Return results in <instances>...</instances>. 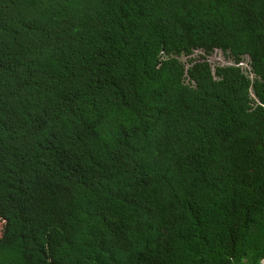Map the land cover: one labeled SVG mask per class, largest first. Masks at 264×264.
<instances>
[{"label": "trees", "instance_id": "1", "mask_svg": "<svg viewBox=\"0 0 264 264\" xmlns=\"http://www.w3.org/2000/svg\"><path fill=\"white\" fill-rule=\"evenodd\" d=\"M262 262L264 0H0V264Z\"/></svg>", "mask_w": 264, "mask_h": 264}, {"label": "rangeland", "instance_id": "2", "mask_svg": "<svg viewBox=\"0 0 264 264\" xmlns=\"http://www.w3.org/2000/svg\"><path fill=\"white\" fill-rule=\"evenodd\" d=\"M199 55H205V58L207 61L211 64L212 68L217 65H224V64H229V63H234V59L228 55L226 52H221L220 50H214L210 54H205L200 51H195L191 57H198ZM180 60L183 62H186L187 56L181 55ZM244 71L250 75L251 78H254V74L251 71V66H250V61H249V56H245L243 59V62L241 63Z\"/></svg>", "mask_w": 264, "mask_h": 264}, {"label": "built area", "instance_id": "3", "mask_svg": "<svg viewBox=\"0 0 264 264\" xmlns=\"http://www.w3.org/2000/svg\"><path fill=\"white\" fill-rule=\"evenodd\" d=\"M262 264H264V263L262 262Z\"/></svg>", "mask_w": 264, "mask_h": 264}]
</instances>
